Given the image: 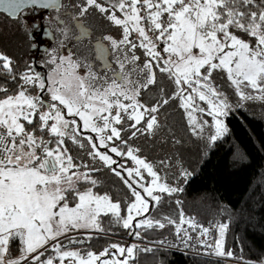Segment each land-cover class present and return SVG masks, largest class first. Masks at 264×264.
Segmentation results:
<instances>
[{
    "label": "snow or ice",
    "instance_id": "snow-or-ice-1",
    "mask_svg": "<svg viewBox=\"0 0 264 264\" xmlns=\"http://www.w3.org/2000/svg\"><path fill=\"white\" fill-rule=\"evenodd\" d=\"M0 9L21 28L43 11L56 39L23 69L0 51V264H135L152 251L140 229L169 225L186 244L198 232L201 247L236 258L224 247L228 223L210 243L211 229L182 207L179 222L152 215L188 173L169 177L170 159L150 160L142 143L162 137L170 107L193 135H225L224 85L237 106L264 102V0H0ZM105 173L119 199L100 191ZM105 216L132 241L96 252Z\"/></svg>",
    "mask_w": 264,
    "mask_h": 264
},
{
    "label": "trees",
    "instance_id": "trees-1",
    "mask_svg": "<svg viewBox=\"0 0 264 264\" xmlns=\"http://www.w3.org/2000/svg\"><path fill=\"white\" fill-rule=\"evenodd\" d=\"M43 21L49 25L46 19ZM88 24L93 31L100 26L99 21L91 18ZM49 26L52 29L53 26ZM0 33L12 45L11 49H7L10 50V56L18 62L20 69L37 56L28 27L21 28L3 10H0ZM56 36L58 38V33ZM83 43L86 44L87 40ZM0 45V51L6 52L2 42ZM68 46L72 47V42H68ZM52 47H56L54 38L48 44L47 50L50 51ZM224 88L232 110L224 118L228 132L215 142L203 141L193 135L182 115L170 107L164 116L166 127L162 137L155 142L142 143L153 145L161 139L173 136L187 152L189 178L180 185L183 191L166 198V202L159 209H154L152 215L156 218L170 216L179 222V209L182 207L187 217H194L200 224L228 223L224 237L225 250L234 253L236 258L233 259L242 257L246 262L260 264L264 260V102L243 101L239 102L241 106H237L238 98L234 96L232 89L226 85ZM99 179L103 181L100 191L108 189L114 199H119L117 193L120 189L116 179L107 173L99 175ZM177 199L182 202L179 206L175 203ZM101 221L109 234H94L95 238L90 241L93 251H102L112 241H132L123 229L112 223L111 216L102 217ZM140 231L145 234L144 240L139 242L140 246L151 248L152 251L138 252L135 264H235L148 243L175 236L174 226ZM113 232L116 235H112ZM218 235L216 229V238Z\"/></svg>",
    "mask_w": 264,
    "mask_h": 264
},
{
    "label": "rangeland",
    "instance_id": "rangeland-1",
    "mask_svg": "<svg viewBox=\"0 0 264 264\" xmlns=\"http://www.w3.org/2000/svg\"><path fill=\"white\" fill-rule=\"evenodd\" d=\"M3 10V9H0ZM4 11V10H3ZM0 42L3 43L2 46H4L5 51L8 55H11L10 50L11 49L10 42L5 40L2 34L0 33ZM1 46V45H0ZM15 46V45H14ZM3 50V49H2ZM4 51V50H3ZM43 70V69H42ZM41 70V71H42ZM149 96L151 94L149 93ZM176 110L178 114H181L180 110L173 108ZM169 111V109L167 110ZM167 112H164L163 115L160 117L162 121H164V116ZM205 119H208L211 123L210 117H204ZM165 122V121H164ZM214 134V129H213ZM209 132L206 130L200 138L203 139V141H209L208 140ZM144 146V148H143ZM143 153L146 155L150 160L156 161L160 158H169L171 163V169L168 171L167 175L169 177H172L174 174L178 173L181 170H186L188 175L187 177L182 178L180 185L185 182L189 178V172L187 170L186 166V160H187V152L186 150L180 146L177 141H175L173 136H168L166 139H161L157 143H154L153 145H142ZM175 183V180L172 181Z\"/></svg>",
    "mask_w": 264,
    "mask_h": 264
},
{
    "label": "built area",
    "instance_id": "built-area-1",
    "mask_svg": "<svg viewBox=\"0 0 264 264\" xmlns=\"http://www.w3.org/2000/svg\"><path fill=\"white\" fill-rule=\"evenodd\" d=\"M200 224V223H199ZM205 227H209L211 229V235L209 237V242H213L212 238H216V228L214 227V223H207V224H202ZM184 227H187V225H184ZM191 232V230L189 229ZM193 236V240L190 241L188 244L184 242V240L180 239L177 237V235L172 236V237H167L164 238L161 241H164L163 245H160L158 242H148L150 245H154L160 248L164 249H170V250H176V251H181L183 253H188V254H194L198 256H203V257H209V258H219L223 260L230 261L235 264H246V261L242 259H233V258H227V257H217L214 252L210 249L203 248L199 245L196 237L198 236V232H191Z\"/></svg>",
    "mask_w": 264,
    "mask_h": 264
},
{
    "label": "flooded vegetation",
    "instance_id": "flooded-vegetation-1",
    "mask_svg": "<svg viewBox=\"0 0 264 264\" xmlns=\"http://www.w3.org/2000/svg\"><path fill=\"white\" fill-rule=\"evenodd\" d=\"M26 11H31V9H26ZM44 12L43 11H35L31 16L28 17V33L32 37L33 41L36 44H39V50L33 47V49L37 50V57L44 56L45 50L48 48V44L51 43L53 38H49L45 36V29L49 32L52 31L49 25L43 21ZM33 25H35L34 35L33 33ZM38 70H42V68L38 67Z\"/></svg>",
    "mask_w": 264,
    "mask_h": 264
}]
</instances>
